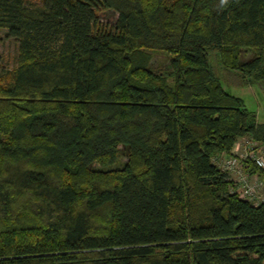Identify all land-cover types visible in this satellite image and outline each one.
I'll return each instance as SVG.
<instances>
[{
	"label": "trees",
	"instance_id": "1",
	"mask_svg": "<svg viewBox=\"0 0 264 264\" xmlns=\"http://www.w3.org/2000/svg\"><path fill=\"white\" fill-rule=\"evenodd\" d=\"M0 30V264H264L214 162L264 123L210 66L264 93V0H0Z\"/></svg>",
	"mask_w": 264,
	"mask_h": 264
},
{
	"label": "rangeland",
	"instance_id": "2",
	"mask_svg": "<svg viewBox=\"0 0 264 264\" xmlns=\"http://www.w3.org/2000/svg\"><path fill=\"white\" fill-rule=\"evenodd\" d=\"M40 0H33V2H39ZM101 22L112 25L117 19V15L114 12L106 11L100 14ZM6 31L0 30V70L6 72L12 70L16 66L19 45L15 39L7 38ZM252 54L245 52L243 55L244 60L250 59ZM154 68L169 67L167 58L163 56H156L152 61ZM210 66L213 71L222 79L224 88L233 96L242 98L248 109L254 111L257 114V119L260 123H264V93L259 86L243 87L238 84L239 78H235L224 71L220 65V62L215 54L210 56ZM240 150V149H239ZM237 150V152H239Z\"/></svg>",
	"mask_w": 264,
	"mask_h": 264
},
{
	"label": "built area",
	"instance_id": "3",
	"mask_svg": "<svg viewBox=\"0 0 264 264\" xmlns=\"http://www.w3.org/2000/svg\"><path fill=\"white\" fill-rule=\"evenodd\" d=\"M240 142L239 152L222 155L214 162L228 175L232 183L231 193L258 205L264 201V177L259 174L250 175L247 167L253 164L264 169V149L258 150L259 145L251 138H243Z\"/></svg>",
	"mask_w": 264,
	"mask_h": 264
},
{
	"label": "crops",
	"instance_id": "4",
	"mask_svg": "<svg viewBox=\"0 0 264 264\" xmlns=\"http://www.w3.org/2000/svg\"><path fill=\"white\" fill-rule=\"evenodd\" d=\"M240 141H238L236 144H235V146H234V149H233V152H237V150H239V148H240Z\"/></svg>",
	"mask_w": 264,
	"mask_h": 264
}]
</instances>
